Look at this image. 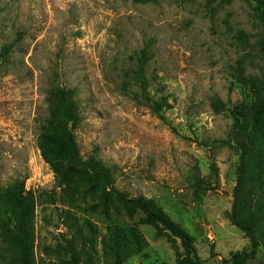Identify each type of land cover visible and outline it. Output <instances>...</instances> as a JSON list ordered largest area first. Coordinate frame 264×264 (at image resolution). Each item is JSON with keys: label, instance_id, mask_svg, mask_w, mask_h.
I'll use <instances>...</instances> for the list:
<instances>
[{"label": "rangeland", "instance_id": "rangeland-1", "mask_svg": "<svg viewBox=\"0 0 264 264\" xmlns=\"http://www.w3.org/2000/svg\"><path fill=\"white\" fill-rule=\"evenodd\" d=\"M143 50L148 95L164 104L166 122L134 81ZM263 70L261 27L242 0H0V220L14 218L5 191L25 181L32 264H73L71 245L79 264H119V243L122 264H177L180 240L141 211L114 196L103 206L82 177L60 184L41 139L55 131L52 92L66 88L76 91L82 157L110 169L128 198L150 200L195 238L201 260L219 264L215 251L226 258L250 244L228 219L236 118L262 96ZM254 139L264 171V105ZM227 230L240 237L217 235ZM3 233L0 264H16ZM259 253L248 264H264Z\"/></svg>", "mask_w": 264, "mask_h": 264}, {"label": "trees", "instance_id": "trees-1", "mask_svg": "<svg viewBox=\"0 0 264 264\" xmlns=\"http://www.w3.org/2000/svg\"><path fill=\"white\" fill-rule=\"evenodd\" d=\"M242 1L252 8L264 38V0ZM6 51L8 52L9 49ZM138 62L139 67L134 71V81L140 89L141 97L151 102L153 112L166 122L163 115L164 104L161 101L153 100L148 95L151 84L144 74V66L147 63L145 50L142 51V58L138 59ZM260 88L263 94L258 98L254 107L248 113L236 118L239 125L237 150L240 161L229 217L231 224L249 239L250 248L232 252L229 259L223 260V264H247L249 260L260 255L261 247L264 249V171H256L258 155L256 148L261 144H256L254 139L257 135L259 114L264 105V70ZM75 96V90L66 88L53 90L50 123L55 131L52 134L44 135L41 139L44 157L50 162L60 184L63 185L74 177H82L84 180L92 182L97 188L98 198L103 206L108 207L112 204L113 199L111 198L114 196L118 201L141 211L150 224L161 226L164 231L179 239L182 252L178 256L177 264H207L195 251L193 245L195 238L184 228L165 214L158 212L150 200L143 197L128 198L116 187L110 169L99 161L82 157L74 133L80 122V110ZM70 125L71 128H69ZM61 159L63 161H60ZM5 193L15 205L14 218H10L8 222L0 220V229L5 232L2 234V238L15 250L10 262L32 264L34 233L29 213L30 208L24 195L25 181L17 183L12 190L5 191ZM128 233L137 243V248L140 249L137 233L132 229L128 230ZM71 249L73 264H79L80 256L73 245H71ZM117 250L119 264H122V245L120 243L117 245Z\"/></svg>", "mask_w": 264, "mask_h": 264}, {"label": "crops", "instance_id": "crops-1", "mask_svg": "<svg viewBox=\"0 0 264 264\" xmlns=\"http://www.w3.org/2000/svg\"><path fill=\"white\" fill-rule=\"evenodd\" d=\"M228 221H229V219H228ZM230 222V221H229ZM233 226V225H232ZM223 234H225V235H228V236H230V237H235V238H239L240 237V235L239 236H235V235H232L228 230L227 231H221V233H219V234H217V235H223ZM248 239V238H247ZM216 240H217V238H216ZM249 240V239H248ZM248 248H250V244H249V246H247V248H243V249H248ZM242 249V250H243ZM237 251H241V250H237ZM232 252H236V251H232ZM232 252H230V254H229V256L228 257H226V258H224V257H222L221 256V253H219V252H217V251H215V255H216V257L215 258H213L215 261H216V259H218L219 260V264H223V260L224 259H229L230 258V255H231V253ZM257 258H259L260 259V257L258 256ZM256 259V258H255ZM255 259H252V260H255ZM250 261V260H249ZM249 261L247 262V264L249 263Z\"/></svg>", "mask_w": 264, "mask_h": 264}]
</instances>
